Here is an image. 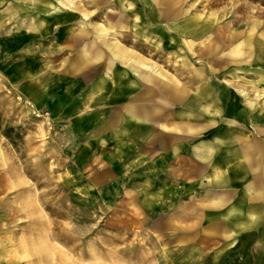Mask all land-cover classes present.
<instances>
[{
  "label": "rangeland",
  "instance_id": "obj_1",
  "mask_svg": "<svg viewBox=\"0 0 264 264\" xmlns=\"http://www.w3.org/2000/svg\"><path fill=\"white\" fill-rule=\"evenodd\" d=\"M10 4L11 0H0V18L6 24L1 40L13 38L16 33V23L3 15ZM167 7L184 11L182 19H167L183 24L179 42L184 39L196 47L199 44L196 31L205 29L201 35L203 43L219 48L215 59L224 63L205 60L207 77L231 90L245 89L248 94L244 98H255V92L264 88V68L252 65L249 48L254 49L259 34L264 33V3L158 0L161 13ZM193 16L201 19L192 20ZM141 22V40L166 46L158 37L162 29L157 24L156 27ZM208 34L212 37L207 38ZM235 34H239L236 41L229 40ZM1 44L0 264H264V232L260 238L242 236L232 248L229 240L205 236L211 233L204 231L197 220L195 206L186 208L184 217L176 202L171 204L168 215H144L134 205V192L118 185L119 181H125L122 175L115 174L109 190H102L100 183L88 184V180L101 173L96 172L105 162L104 156L114 162L119 156L114 150L105 151L107 145L97 142V136L88 132L87 127L78 126L87 116L97 119L101 113L102 104L96 97L92 102V93L93 89L101 91L96 82L102 78L103 61L99 63L100 69L92 65L74 74L39 75L35 70L42 66L58 70L77 63H63L71 54L67 50L55 61L47 58L38 61V41L23 48L15 47L8 53ZM121 45L131 46L124 42ZM135 49L179 83L182 76L174 68L183 63L193 67L199 58L188 59L183 45L171 63L159 61L154 51L148 55ZM234 50L236 55L240 54L234 59L237 65L230 63ZM25 65H29L27 69L36 68L28 77L36 80L44 95L38 102L33 100V94L26 96L21 91L20 81L28 78ZM226 68L239 70L225 74ZM257 103L264 108V99ZM54 107L57 110H51ZM6 128H13V143L3 136ZM113 169L118 170L116 166ZM188 211H193V215L189 216ZM32 220H40L45 226H32V232L27 231Z\"/></svg>",
  "mask_w": 264,
  "mask_h": 264
},
{
  "label": "crops",
  "instance_id": "obj_2",
  "mask_svg": "<svg viewBox=\"0 0 264 264\" xmlns=\"http://www.w3.org/2000/svg\"><path fill=\"white\" fill-rule=\"evenodd\" d=\"M2 32L0 29V40ZM29 43L23 41L17 47ZM169 43L165 45L170 46ZM198 60L205 65L203 58ZM193 66L190 75L194 84L187 83L185 75L180 83L177 81L186 89L183 103H163L159 93L153 94L157 122L124 119L123 107L146 82L135 78L136 83H132L102 73L101 80L96 82L101 91L93 89L92 93V102L96 97L102 104L101 113L97 119L87 116L83 121L77 120L81 121L78 126L87 127L88 132L97 136V142L107 145L105 151L114 150L119 156L117 162L104 156L105 162L96 172L101 173L88 180V184L100 183L102 190H109L115 174L122 175L125 181L118 185L134 192V205L144 215H168L171 204L176 202L184 217L185 209L195 206L197 220L204 231L211 233L205 236L229 240L233 248L235 240L242 236L263 237L264 196H256L262 188L260 184L255 188L254 184L264 168V108L258 104L254 110L249 106V98L216 79L212 81V77H207L209 72L200 70L196 61ZM29 74L25 73L27 77ZM34 80L22 79L20 88L26 96L33 94V100L38 102L44 95ZM206 105L214 107L215 112L206 113ZM254 143L259 147L255 152ZM255 160L259 163L258 173L254 171ZM213 197H222L224 206L216 209L209 205ZM188 214L193 215V211Z\"/></svg>",
  "mask_w": 264,
  "mask_h": 264
},
{
  "label": "bare ground",
  "instance_id": "obj_3",
  "mask_svg": "<svg viewBox=\"0 0 264 264\" xmlns=\"http://www.w3.org/2000/svg\"><path fill=\"white\" fill-rule=\"evenodd\" d=\"M253 1L260 4L264 3V0ZM157 3L158 0H11V4L8 5L3 15H6L8 20L16 23V33L13 38L4 37L0 40L2 42V44L0 42L1 48L8 53L23 41H40L37 56L40 57L41 61L45 58L49 61H55L67 50L71 54L63 60V63L69 61L77 63L58 70L46 69L43 66L37 69L34 67L27 69L29 72L36 69L35 71L39 75L46 73L60 76L74 74L92 65H95L96 69H100L102 65V71L108 78L119 77L132 83H136L135 78L140 79L146 83L142 85L139 94L136 93L135 98L123 107L126 116L124 119L133 122L145 120L157 122L159 116H157L153 101L155 95L153 96V94L159 93L161 96L160 101L163 103L168 100V104L178 105L184 102L187 94L186 89L174 79H169L155 63L145 60V57L135 47L148 55L154 51V55L164 63H171L175 57V52H180L182 45L189 58L196 56L199 57L198 59L203 58L218 64L224 63L223 60L218 62L215 59L218 47H207L203 43L205 39L202 40L201 35L205 33V29L196 31L198 46L195 47L194 43L184 39V41L179 42V39H181L179 34L182 33L184 28L183 24L171 23L167 19H182L184 11L181 8L171 7L169 9L167 7L161 13L157 8ZM168 3L176 4L174 2ZM200 19V16L192 17V20L195 21ZM142 20L148 25L156 26L157 24L158 29H163L158 33V37L160 40L170 42L171 45L163 46L148 39L141 40L139 26L142 25ZM158 23L162 25L160 28ZM5 25V20L0 18V29L4 28ZM172 30L180 33H173ZM238 35L235 34L229 37V40L236 41ZM252 36V33L249 34L250 39ZM208 37L211 38L212 36L208 34ZM123 42L125 44L130 43L131 46L123 47L121 45ZM63 43H66V45L61 47ZM254 47V49L249 48L251 63L252 65L259 64L264 68V33L259 34ZM44 52L47 54L45 55ZM236 54V50L231 53L232 60H230V63L233 65L239 64L234 61L240 55ZM198 59L195 61L200 65V70L206 71L208 68L206 65H201L202 62ZM101 61L103 62L100 65ZM24 67L27 68L29 65ZM193 67L189 66L188 63H183L180 67H175L174 71L179 72L180 76L185 75L183 78L188 80L187 83L194 84L195 79L190 75L194 72ZM235 70L239 69L228 70L226 68L223 72L233 74L234 72L231 71ZM11 71L18 72L19 70L11 69ZM154 81H159V83L155 84ZM237 92L241 96L248 94L245 89L237 88ZM263 99L264 88H261L260 91L255 92V98H249V106L255 110L258 100ZM194 101L198 103L199 99L196 98ZM206 106V108L204 107L206 113L215 112L214 107ZM51 110L55 111L57 108L54 107ZM257 114L260 115L261 113L258 112ZM163 129L167 130L166 127H163ZM253 149V152L259 149L257 143L253 144ZM253 165L255 166L254 171L258 173L259 163L257 160L253 162ZM255 184V188L258 184L262 188L256 192V196L263 197L264 168L260 169V179ZM209 205L216 209L222 208L224 206L223 198L213 197L209 201ZM229 212H235V210ZM32 226L43 228L45 223L40 220H32L28 222L27 231L32 232Z\"/></svg>",
  "mask_w": 264,
  "mask_h": 264
},
{
  "label": "trees",
  "instance_id": "obj_4",
  "mask_svg": "<svg viewBox=\"0 0 264 264\" xmlns=\"http://www.w3.org/2000/svg\"><path fill=\"white\" fill-rule=\"evenodd\" d=\"M13 131V128H6L3 131V136L10 142L13 143V138L11 136V132Z\"/></svg>",
  "mask_w": 264,
  "mask_h": 264
}]
</instances>
